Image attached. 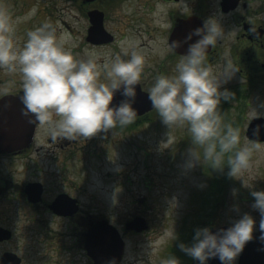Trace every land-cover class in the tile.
Segmentation results:
<instances>
[{
	"label": "rangeland",
	"instance_id": "1",
	"mask_svg": "<svg viewBox=\"0 0 264 264\" xmlns=\"http://www.w3.org/2000/svg\"><path fill=\"white\" fill-rule=\"evenodd\" d=\"M80 1L0 0V8L6 9L11 19L17 22L15 39L19 47L23 46L28 31L45 22L51 23L56 27L58 37H68L65 49L76 59L93 58L100 71V82L107 83L104 65L120 54V43L104 49L85 44L83 34L86 16ZM249 1L246 8L251 12L250 22L259 20L264 25V0ZM209 9L211 14L208 18L214 17L220 24L226 20L230 22L232 30L235 28L234 17L237 13H233L234 17L231 15L229 19L218 18L215 6ZM134 12L144 13L141 1L117 0L109 19L116 20L113 28H118L119 37L126 33L125 26L133 28L127 41L145 45V48L140 46L137 50L145 56L144 70L151 66L146 72L148 74L163 63L159 60H163L165 52L155 45L157 41L164 42L157 32L164 29L165 21L162 17L150 18V13L146 18L134 21ZM240 12L244 14L243 11ZM148 27L150 31L146 30ZM137 29L140 30L139 40L133 37ZM258 48L262 53L260 60L264 62V46L261 48L259 45ZM218 66L211 67L218 71ZM237 66L243 72H236L220 90L227 88L231 93L238 94V99H231L218 110L225 123H231L240 129L243 143L249 140L244 136L249 121V108L254 107L264 113V79L256 84L244 85L242 83L245 80L241 83L240 76H248V68L241 62ZM143 81L148 83L146 78ZM151 84L152 81L148 85L143 84L145 90L148 91ZM0 90H6L8 95L23 94L19 73L10 74L0 69ZM238 116L241 120L237 119ZM135 123L126 129L117 127L121 129V133L101 131L86 141L78 142L76 150L80 151L70 161L60 159L64 162L59 169L57 164L49 161L52 156L49 151L60 141L47 142L46 139L50 138L47 129L38 126L41 137L39 143L44 146L40 158L42 160L35 167H27L26 170L35 172L45 182L54 178L58 182L69 178L76 184V177H83L80 183H85L86 186L84 207L93 208L91 216L95 217L96 213L103 217L118 230L124 240L122 264H161L165 261V254L167 257L171 256L166 252L168 247L174 248L181 235L188 234L185 225L186 230H193L201 221H212L210 226H215L216 221L231 225L247 213L254 218L255 229L261 217L252 207L254 197L251 192L264 191V151L253 152L252 167L241 178L228 176L227 165L222 172L213 169L203 158L202 164L189 169L186 161L188 150L193 145L186 127H173L169 131L156 112L152 120ZM249 184L251 187L246 186ZM50 186L54 189L58 187L57 184ZM85 214L88 217L86 212ZM19 216L23 219L25 213L20 211ZM41 218L43 240H64L61 234L53 230L59 227L57 224L53 225L54 221L49 216L43 215ZM135 218L143 219L146 229L141 232L126 231L125 224ZM195 219L196 225L193 224ZM70 220L67 219L62 224L68 223L73 232L81 230L79 225ZM29 226L32 225L27 224V229H30Z\"/></svg>",
	"mask_w": 264,
	"mask_h": 264
},
{
	"label": "clouds",
	"instance_id": "2",
	"mask_svg": "<svg viewBox=\"0 0 264 264\" xmlns=\"http://www.w3.org/2000/svg\"><path fill=\"white\" fill-rule=\"evenodd\" d=\"M16 23L6 9L0 8V69L19 73L23 114L29 117V122L46 128L53 141L90 138L98 132L127 128L135 122L137 113L132 106L135 85L141 82L145 67V56L137 50V42H120V54L104 65L107 83H103L95 60L76 59L64 47L68 37H58L54 25L45 22L28 31L23 46L19 47L15 39ZM167 27L170 29L171 25ZM193 35L200 38L188 45L187 54L181 55L175 74L157 75L147 91L148 98L169 131L173 127H186L190 133L193 147L188 150L187 168L202 164L203 158L213 169L222 172L227 165L228 176L241 178L252 167L253 152L264 151V145L250 142L258 140L260 128L253 129V137L257 139L242 143L240 129L225 123L218 110L222 98L230 100L233 96L226 88L221 91V86L239 68L227 51L218 71L208 64L209 46L215 48L226 37L217 19L208 18L202 28H196L183 41L173 40L169 44L167 39V50L174 52ZM121 88L125 99L110 107L114 93ZM5 94L6 90H0V97ZM260 116L264 113L249 108V121ZM251 195L252 207L261 217L258 239L264 243V191H252ZM255 223L245 213L231 226L215 232L209 227L196 228L192 243H180L178 247L197 264H208L212 258H217L220 264H236L245 245L253 239ZM162 264L179 261L169 256Z\"/></svg>",
	"mask_w": 264,
	"mask_h": 264
},
{
	"label": "flooded vegetation",
	"instance_id": "3",
	"mask_svg": "<svg viewBox=\"0 0 264 264\" xmlns=\"http://www.w3.org/2000/svg\"><path fill=\"white\" fill-rule=\"evenodd\" d=\"M117 0H93L82 3L83 12L86 16V25L83 34L84 42L86 45L92 47H100L102 49L110 46H116L121 41L127 40L128 36L132 33L130 26H125L126 33H123L119 37L117 35L118 28L114 29L116 20H110L109 16L114 11ZM143 4L144 13L134 12L132 14L133 20H139L146 18L145 16L150 13V18L162 17L165 21V27L162 31L157 32L160 38L164 42L157 41V47L164 50L163 62L155 71L144 70L141 82L138 84L142 91L145 90L144 85H148L150 81L152 84L155 81L157 75L172 76L175 74V66L181 59V55L185 53H179L167 50L166 40L168 39L169 44L171 43V34L178 24L188 22L189 20L198 21L202 27L204 22L208 19L211 14L210 7L215 6L216 14L219 17H229L233 13H237L234 17L235 28L233 30L230 27V22L224 21L220 25L226 34L225 39L218 44L215 48L209 46L208 49V64L210 66H218L222 63V57L227 51L230 54L231 61L237 65L241 62L246 64L248 68V76H240V82L245 80L242 84H256L264 79V62L260 60L262 56L261 48L264 46V25L263 22L255 21L251 23L250 10L246 7L249 4V0H237L233 8L228 7L230 0H139ZM184 5V6H183ZM246 8V10H242ZM241 11L244 14H241ZM98 11L102 13V27L105 33V40L101 42H92L90 40V30L92 26L91 13ZM131 22V21H130ZM188 24V23H186ZM171 25L169 29L167 26ZM150 29L148 27L146 30ZM153 30H156L155 28ZM150 31V30H148ZM133 37L135 40H139L140 30H135ZM150 39L151 36H150ZM195 42V41H194ZM145 48L143 43L137 45L138 47ZM188 46L185 48L187 49ZM183 50V49H182ZM147 55H150L148 53ZM147 62H150L147 60ZM154 69V68H153ZM239 74L243 72L242 68L237 71ZM146 74V76H145ZM144 78L148 83H145ZM143 79V80H142ZM229 88V87H228ZM227 89V88H226ZM12 95H18L19 93H9ZM8 95V94H5ZM4 95V96H5ZM1 98V97H0ZM155 109L151 112L146 113L142 116L137 117V120L148 119L155 115ZM40 126V125H38ZM38 126L34 130L31 141L28 145L21 149H15L13 151L0 152V228L9 232V238L0 240V264H94L89 252L86 249L85 234L88 233L89 229L96 223L104 220L103 217L96 216L92 217L91 213L93 208L84 207V198L86 189L84 190L85 183H80L83 177L77 176L78 182L73 183L69 178H63L59 182L56 178L49 182L41 180L37 177V174L32 171L26 170V168H33L38 164L43 151V144L39 143L41 140L38 132ZM111 133H121V129L115 128L108 130ZM59 144H54L53 148L49 151L52 153L49 161L53 164H57V169L61 166L64 161L60 159L71 160L75 154L80 150L77 149V143L86 141L88 138H80L75 140H68L58 138ZM56 140V141H57ZM47 142L53 141L51 138L46 139ZM63 165V164H62ZM14 176H13V175ZM18 178V179H17ZM31 184H40L41 193L39 198L32 202L29 200L27 193V186ZM53 184H57V188L54 189ZM83 184V186H82ZM63 195L66 199H73L76 203V211L69 215H58L53 212L50 208L56 197ZM69 208H67V211ZM20 211L25 213L24 218H20ZM28 211V213H27ZM85 212L88 217H85ZM47 215L54 221L53 225L57 224L59 228L53 229L56 233L61 234L64 240H43V219L41 216ZM56 219H60L55 220ZM67 219H71L70 222L75 223L81 227V230L73 232L68 223L62 224ZM200 221V220H199ZM260 222V221H259ZM259 222L257 223L254 231L259 230ZM196 219L193 224L196 225ZM203 223V224H201ZM199 226H195L193 230H186L188 234L181 235L180 239L175 242L174 248L166 250L171 256L178 259L179 264H197L190 256L183 253L178 245L184 243L190 245L192 243V237L196 228L207 227L211 225L212 221H201ZM27 224L30 229H27ZM229 225L226 223H218L216 221L215 226H210V229L218 228L220 226ZM126 230V229H125ZM134 231V230H126ZM136 232V231H135ZM66 235V236H65ZM68 235V236H67ZM75 235V236H74ZM185 236L183 239L182 237ZM74 239V240H72ZM76 239V240H75ZM125 246V243H124ZM13 254L12 260L1 261L3 255ZM241 255V254H240ZM239 257L236 260L238 264ZM169 257L164 256V260ZM123 257L119 264H122ZM162 264V263H161ZM208 264H211L208 262Z\"/></svg>",
	"mask_w": 264,
	"mask_h": 264
},
{
	"label": "water",
	"instance_id": "4",
	"mask_svg": "<svg viewBox=\"0 0 264 264\" xmlns=\"http://www.w3.org/2000/svg\"><path fill=\"white\" fill-rule=\"evenodd\" d=\"M82 1L88 2L93 0ZM230 2L228 7L233 8L237 0H230ZM91 22L90 40L96 43L108 41L105 40L106 32L102 27V13L93 11L91 13ZM198 27L202 28V25L196 20L183 22L182 25L178 24L171 34L170 42L173 40L183 41L189 33L193 32ZM199 38V36L193 35L191 40L183 43L179 48L175 49V51L187 54L188 48H185ZM135 88L136 96L132 106L136 110L137 116H141L153 110V107L148 98V93L142 91L138 84L135 85ZM22 96L23 94L18 96L7 95L0 98V152L21 149L28 145L38 124L37 122H29V117L23 114L24 105L21 100ZM124 99L125 97L122 95L121 88L114 93L113 100L109 106H118ZM258 126L260 128V135L258 140L254 142H264V117H258L249 121L245 136L248 139H257L253 137V129ZM26 191L29 195V200L35 202L40 196L41 185H28ZM75 203L73 199H66V197L60 195L56 197L50 208L58 215H69L76 211ZM67 208H69L68 211ZM146 227L145 221L141 218H135L125 224L126 230H134L136 232H140ZM227 227H229V225L211 229V231L215 232L218 229ZM259 235V230L253 233V239L245 245L238 264H264V250H262L264 249V243H261L258 239ZM8 238L9 232L0 228V240ZM85 243L86 249L94 261V264H119L122 259L124 253V240L118 230L107 221L102 220L93 225L88 233L85 234ZM13 256L15 255L5 254L1 261H6L7 259L12 260ZM208 262L211 264H220L217 258H212L208 260Z\"/></svg>",
	"mask_w": 264,
	"mask_h": 264
},
{
	"label": "trees",
	"instance_id": "5",
	"mask_svg": "<svg viewBox=\"0 0 264 264\" xmlns=\"http://www.w3.org/2000/svg\"><path fill=\"white\" fill-rule=\"evenodd\" d=\"M231 99H238V94H233V96H232V98ZM230 99V100H231ZM230 100H221V102H220V104L218 105L219 106V108L218 109H221V107L222 106H225V105H227L228 104V102L230 101ZM237 119L238 120H241V117L240 116H238L237 117ZM150 120H152V117L151 118H148V119H140V120H137L136 122L137 123H135V124H138V123H141V122H146V121H150ZM130 126V125H129ZM131 128V127H130ZM126 129V128H125ZM226 166V165H225ZM186 226V225H185ZM185 226H184V228H185ZM180 243H181V241H180Z\"/></svg>",
	"mask_w": 264,
	"mask_h": 264
}]
</instances>
